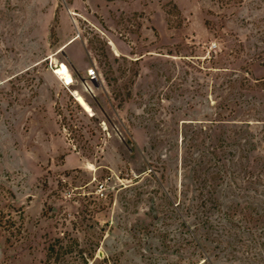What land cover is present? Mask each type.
Instances as JSON below:
<instances>
[{"label": "rangeland", "instance_id": "obj_1", "mask_svg": "<svg viewBox=\"0 0 264 264\" xmlns=\"http://www.w3.org/2000/svg\"><path fill=\"white\" fill-rule=\"evenodd\" d=\"M51 245L264 264V0H0V264Z\"/></svg>", "mask_w": 264, "mask_h": 264}, {"label": "trees", "instance_id": "obj_2", "mask_svg": "<svg viewBox=\"0 0 264 264\" xmlns=\"http://www.w3.org/2000/svg\"><path fill=\"white\" fill-rule=\"evenodd\" d=\"M63 251H64L63 246L60 245L57 247V250H55V246L51 245L48 248L47 258L44 264H51V263H55L56 261H58Z\"/></svg>", "mask_w": 264, "mask_h": 264}, {"label": "built area", "instance_id": "obj_3", "mask_svg": "<svg viewBox=\"0 0 264 264\" xmlns=\"http://www.w3.org/2000/svg\"><path fill=\"white\" fill-rule=\"evenodd\" d=\"M97 78V71L95 68L87 70V79L92 82Z\"/></svg>", "mask_w": 264, "mask_h": 264}]
</instances>
